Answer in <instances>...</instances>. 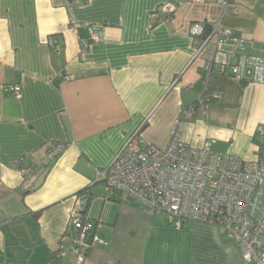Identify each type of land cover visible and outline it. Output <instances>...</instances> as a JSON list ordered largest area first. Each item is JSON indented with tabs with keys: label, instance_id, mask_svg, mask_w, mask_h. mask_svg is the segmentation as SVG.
Wrapping results in <instances>:
<instances>
[{
	"label": "crops",
	"instance_id": "obj_1",
	"mask_svg": "<svg viewBox=\"0 0 264 264\" xmlns=\"http://www.w3.org/2000/svg\"><path fill=\"white\" fill-rule=\"evenodd\" d=\"M75 1L0 0V264H54L66 209L85 188L87 214L100 221L88 239L106 243L94 244L84 264H243L217 224L175 228L167 214L94 180L146 121L145 142L166 148L183 110L186 144L211 140L215 152L257 158L264 84L222 75L216 65L209 73L213 45L201 49L203 37L189 28L222 23L244 38L243 53L264 55V0ZM168 2L177 8L172 17L154 16ZM16 84L21 97L10 90ZM56 141L70 146L43 165ZM35 162L33 173L21 174Z\"/></svg>",
	"mask_w": 264,
	"mask_h": 264
},
{
	"label": "built area",
	"instance_id": "obj_2",
	"mask_svg": "<svg viewBox=\"0 0 264 264\" xmlns=\"http://www.w3.org/2000/svg\"><path fill=\"white\" fill-rule=\"evenodd\" d=\"M197 2L202 0H190ZM224 5L233 0H220ZM75 0H69L74 6ZM172 2L161 5L154 16L168 19L176 11ZM210 34L203 40L201 49L213 45L211 59L206 70L213 67L219 72L247 84H264V55L243 53L247 43L243 37L222 23L211 25ZM90 37L99 38L98 32L89 26ZM205 31L203 22L191 24L189 33L201 37ZM50 43L57 50L54 41ZM237 57L235 63L232 58ZM65 79L72 75L61 74ZM11 92L21 97L19 84L10 86ZM186 117L189 111H184ZM182 120L178 118L172 138L166 148L146 143L142 126L126 141L112 163L98 169L94 182H103L110 194H123L151 214L165 213L175 228L202 221L217 224L222 233L234 240L242 254L243 264H264V158L258 151L257 158L246 160L234 154L212 150L207 140L200 148L186 144L181 136ZM143 125V124H142ZM70 146L68 142H51L43 165L50 164ZM39 163L20 167L28 176ZM82 194L73 196L67 207V226L61 237L57 258L71 256L73 264H84L91 247L99 242L89 233L100 225L84 212Z\"/></svg>",
	"mask_w": 264,
	"mask_h": 264
},
{
	"label": "trees",
	"instance_id": "obj_3",
	"mask_svg": "<svg viewBox=\"0 0 264 264\" xmlns=\"http://www.w3.org/2000/svg\"><path fill=\"white\" fill-rule=\"evenodd\" d=\"M211 30H212V27H211V25H209V24H207L206 26H205V31H204V33H203V39H205L209 34H210V32H211ZM182 113H184V110H183V112ZM180 119L182 120V121H184L185 119H188V118H186V117H184V116H180ZM147 123H148V121H146L143 125H142V131H143V129L145 128V126L147 125ZM256 142L259 144V147H260V155H261V157H263L264 158V135H263V139L262 140H256ZM79 194H82V196L85 194V193H88L89 194V196H87L88 197V202H87V205H86V208L84 209V212L85 213H87V208H88V203H89V201H90V199H91V197H92V194L90 193V192H88V188H85V189H83V190H81V191H79L78 192ZM60 248L58 247V249H57V251L55 252V255H54V264H62V261L61 260H59V258H57V256H58V254L60 253Z\"/></svg>",
	"mask_w": 264,
	"mask_h": 264
},
{
	"label": "rangeland",
	"instance_id": "obj_4",
	"mask_svg": "<svg viewBox=\"0 0 264 264\" xmlns=\"http://www.w3.org/2000/svg\"><path fill=\"white\" fill-rule=\"evenodd\" d=\"M263 201H264V198H263ZM72 264H73V262H72Z\"/></svg>",
	"mask_w": 264,
	"mask_h": 264
}]
</instances>
